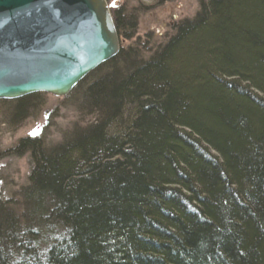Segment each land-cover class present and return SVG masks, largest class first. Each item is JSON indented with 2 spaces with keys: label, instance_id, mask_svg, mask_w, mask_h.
Masks as SVG:
<instances>
[{
  "label": "trees",
  "instance_id": "trees-1",
  "mask_svg": "<svg viewBox=\"0 0 264 264\" xmlns=\"http://www.w3.org/2000/svg\"><path fill=\"white\" fill-rule=\"evenodd\" d=\"M198 3L88 75L60 141L0 151L30 161L0 198V264H264V0ZM41 98L0 104L11 125Z\"/></svg>",
  "mask_w": 264,
  "mask_h": 264
},
{
  "label": "water",
  "instance_id": "water-1",
  "mask_svg": "<svg viewBox=\"0 0 264 264\" xmlns=\"http://www.w3.org/2000/svg\"><path fill=\"white\" fill-rule=\"evenodd\" d=\"M120 51L107 0H0V101L66 98Z\"/></svg>",
  "mask_w": 264,
  "mask_h": 264
},
{
  "label": "rangeland",
  "instance_id": "rangeland-1",
  "mask_svg": "<svg viewBox=\"0 0 264 264\" xmlns=\"http://www.w3.org/2000/svg\"><path fill=\"white\" fill-rule=\"evenodd\" d=\"M107 2L112 12L124 9L126 14L134 15L138 23L136 34L131 41L120 38L121 48H128L140 42L148 45L150 54L175 33V26L180 22L195 18L200 8L198 0H107ZM69 97L56 98L42 94V98L33 105L34 110L28 112L26 118H20L11 125L6 118L10 111L0 104V151H10L21 140L40 137L44 133L50 142L60 141L62 135L81 120ZM33 132L38 134L33 135ZM29 173L28 156L20 159L8 157L0 159V198L13 197L19 188L26 184Z\"/></svg>",
  "mask_w": 264,
  "mask_h": 264
},
{
  "label": "snow or ice",
  "instance_id": "snow-or-ice-1",
  "mask_svg": "<svg viewBox=\"0 0 264 264\" xmlns=\"http://www.w3.org/2000/svg\"><path fill=\"white\" fill-rule=\"evenodd\" d=\"M113 6H114V5H113ZM32 134H33V135H36V134H38V133H36V132H33Z\"/></svg>",
  "mask_w": 264,
  "mask_h": 264
}]
</instances>
